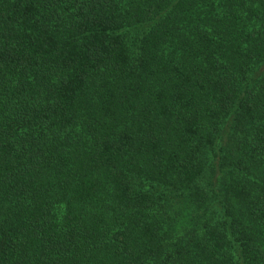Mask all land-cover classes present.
I'll return each instance as SVG.
<instances>
[{
    "label": "trees",
    "instance_id": "16d2710c",
    "mask_svg": "<svg viewBox=\"0 0 264 264\" xmlns=\"http://www.w3.org/2000/svg\"><path fill=\"white\" fill-rule=\"evenodd\" d=\"M0 264H264V0H0Z\"/></svg>",
    "mask_w": 264,
    "mask_h": 264
}]
</instances>
